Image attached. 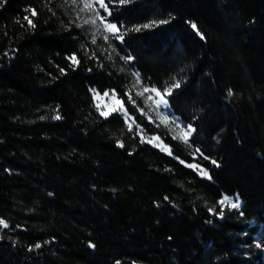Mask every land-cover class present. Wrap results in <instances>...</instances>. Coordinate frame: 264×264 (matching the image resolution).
Masks as SVG:
<instances>
[{"label":"trees","instance_id":"1","mask_svg":"<svg viewBox=\"0 0 264 264\" xmlns=\"http://www.w3.org/2000/svg\"><path fill=\"white\" fill-rule=\"evenodd\" d=\"M104 3L115 51L194 131L147 120L60 0H0V264H264V0ZM107 91L126 115H101Z\"/></svg>","mask_w":264,"mask_h":264},{"label":"rangeland","instance_id":"2","mask_svg":"<svg viewBox=\"0 0 264 264\" xmlns=\"http://www.w3.org/2000/svg\"><path fill=\"white\" fill-rule=\"evenodd\" d=\"M62 7L69 15L72 22L80 28L91 42L99 44L101 53L108 59L117 61V70L119 73H124L128 76L131 87L144 105V115L147 120L153 122L155 126L161 125L166 131L175 139L185 142L181 139V135L184 131H188V126L184 125L168 107L167 102H159L160 96H157L153 88L148 87L140 78L138 73L130 66V60L126 59L123 55L118 54L115 51L113 41L117 39V33L113 34L106 30L105 24L108 23L107 18L109 13L106 8L100 6L99 0H60ZM90 3V7H86L85 4ZM95 21V23H93ZM148 89V91H145ZM95 94L97 103L103 106L106 111H110L112 107H117V111L122 114L127 113L123 106V110H119V106L115 103L118 101L115 99L113 93ZM164 101L165 98L163 97ZM129 126L132 124L128 121ZM141 136L143 134L139 132ZM191 136V135H190ZM188 137V140L190 138ZM146 141L156 146L163 153H169V145L166 144L160 136L157 139H148L144 137ZM255 244L257 248L264 252V228L259 230L256 235Z\"/></svg>","mask_w":264,"mask_h":264},{"label":"snow or ice","instance_id":"3","mask_svg":"<svg viewBox=\"0 0 264 264\" xmlns=\"http://www.w3.org/2000/svg\"><path fill=\"white\" fill-rule=\"evenodd\" d=\"M120 2L121 3H124L125 0H120ZM99 3H100V6L102 8H106V5L104 3V0H99ZM85 6L86 7H90L91 5H90V3H87L86 2ZM32 15L33 16L36 15L35 10H32ZM24 19L27 20V22H28L29 25H31L33 27L35 26V25L32 24V20H30L28 17H24ZM93 23H95V21H93ZM153 23H155V22H153ZM160 23H165V21H161ZM149 26L150 25H148V24L143 25L144 28H148ZM105 27H106V30L107 31H109V32H111L113 34H116V33L119 32V28H118V26L116 24L106 23L105 24ZM193 28H195V25H193ZM137 30H139V29H137ZM118 38L123 39V37H118ZM69 59H71L73 61V63H78V61L76 60L75 56H72ZM129 59H130V57H129ZM176 86H178V85H176ZM145 91H148V89H145ZM153 91L156 92L157 96H160V101L159 102L166 103V101H164L163 95L160 93V91H158L156 89H153ZM165 91L170 94V89H166ZM104 95L107 96L108 93H104ZM115 103L119 106V110H123V104L120 101H116ZM117 110H118L117 107H112L110 111H117ZM110 111H104V112L101 113V115L108 116L110 114ZM57 118H59V117H57ZM188 129L189 130L188 131H184L182 133L181 137H180L185 142L188 141V137L191 135V131H194V129H191V126L190 125L188 126ZM213 163L215 164L216 161H213ZM189 167H193V166L192 165H189ZM202 174L203 175H207L206 172H203ZM229 200H230L229 197H225L223 200L220 201V203L221 204H224L226 201H229ZM237 206L238 205H236V204H232V207H234V208L237 207ZM0 224L4 225V227H7V224L3 220H0ZM37 247H39V245H37Z\"/></svg>","mask_w":264,"mask_h":264},{"label":"water","instance_id":"4","mask_svg":"<svg viewBox=\"0 0 264 264\" xmlns=\"http://www.w3.org/2000/svg\"><path fill=\"white\" fill-rule=\"evenodd\" d=\"M89 247H90L91 249H93V245L89 244ZM117 264H119V263H117Z\"/></svg>","mask_w":264,"mask_h":264},{"label":"bare ground","instance_id":"5","mask_svg":"<svg viewBox=\"0 0 264 264\" xmlns=\"http://www.w3.org/2000/svg\"><path fill=\"white\" fill-rule=\"evenodd\" d=\"M263 228H264V226H262ZM262 227L260 228L261 230H262ZM89 244H91V243H89ZM89 244H88V246H89ZM92 245V244H91Z\"/></svg>","mask_w":264,"mask_h":264}]
</instances>
